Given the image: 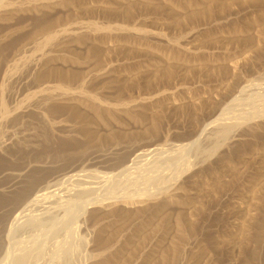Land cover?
I'll use <instances>...</instances> for the list:
<instances>
[{"label":"rangeland","instance_id":"1","mask_svg":"<svg viewBox=\"0 0 264 264\" xmlns=\"http://www.w3.org/2000/svg\"><path fill=\"white\" fill-rule=\"evenodd\" d=\"M9 1L0 20V83L9 74L0 93L9 114L0 116V226L41 186L45 198L24 218L65 207L70 198L113 191L159 187L162 193L150 192L145 202L173 191L180 198L145 213L134 211L138 198L126 205L92 203L70 233L68 227L54 231L55 221L38 228L42 234L4 232L0 264L38 237L45 246L36 264L52 255L54 264L65 258L69 264H99V240L109 237L120 246L112 264L124 258L153 264L174 242L180 254L162 264H264V115L237 123L264 106V0ZM47 33L56 34L54 43L43 41ZM247 84L251 89L242 94ZM42 87L44 92L33 94ZM59 87L72 93L83 88L105 106L123 103L132 115L119 109L115 119L98 120L86 101L48 96ZM235 96L240 101L231 112L207 127L185 156L178 145L197 136L205 120L221 114ZM228 124L234 126L228 137L218 135ZM145 169L151 181L142 177ZM167 189L172 191L163 195ZM162 216L164 223L155 227ZM140 237L146 238L141 246ZM143 252L151 254L147 262Z\"/></svg>","mask_w":264,"mask_h":264},{"label":"bare ground","instance_id":"2","mask_svg":"<svg viewBox=\"0 0 264 264\" xmlns=\"http://www.w3.org/2000/svg\"><path fill=\"white\" fill-rule=\"evenodd\" d=\"M10 4V1L9 0H0V20L1 19H3L4 17H3V12L5 11V9H7V7H8V5ZM115 8H113V7H107V9H106V11H113ZM50 26V24L49 25H47L46 27H49ZM95 29L96 30H98V27H95ZM0 40H1V35H0ZM56 40V34H52V33H47L46 34V36L44 37V39H43V41L45 42V43H54V41ZM40 43H43V42H40ZM36 49L37 50H42V48H41V45L40 44H36ZM42 52V51H41ZM44 54V53H43ZM18 56V52L17 53H15V55L13 56V57H17ZM168 68H170L171 70L173 69L172 67H168ZM170 69H168V71H170ZM167 70V69H166ZM170 73V72H169ZM5 74V76L7 75V73H4ZM166 75H167V73H166ZM4 76V77H5ZM7 76H9V74L7 75ZM11 76V75H10ZM3 77V76H2ZM4 77L1 79L2 81H1V83H0V93L2 92V89H3V82L4 81H6V78H5V80H4ZM12 77V76H11ZM11 79V78H10ZM10 79H9V81H10ZM250 84H252V83H250ZM250 84L248 85H246V86H244L243 87V85H242V89L240 90V92L242 93V94H245L244 93V90L245 89H247V88H249L250 87ZM256 85V84H255ZM252 86V85H251ZM256 87V86H255ZM257 87H259V86H257ZM256 87V88H257ZM261 88V87H260ZM46 89V87H42V88H40L39 90H35L34 92H33V94L35 93H37V95H40L42 92H44V90ZM249 89H251V88H249ZM254 89V88H253ZM259 89V88H258ZM263 88H261V90H262ZM59 90H60V92H57L56 94H53V93H48L49 95V97L50 98H55V97H58V98H61V99H63V100H65V101H67V102H71V101H75V102H78V101H82V102H88L89 103V105H90V107L93 109V111H94V113H95V116H96V118L98 119V120H102V119H107V118H109V117H111V118H113V119H115V117H116V113H117V110H119V109H125V112L126 113H128V114H130V116L132 115V113H131V111L129 110V109H127L126 107H120L121 105L122 106H124L125 104H123V103H121L120 104V106H117V105H113V106H111V105H103V104H101L100 102H98L96 99H95V97L92 95V94H89L90 92H88V91H86V90H84L83 88L80 90V91H78L77 93H72V91L70 90V88H68V89H63V88H61V87H59ZM256 90V89H255ZM264 90V89H263ZM246 91V90H245ZM251 92V91H250ZM258 92H261V91H257V93H255L256 94V96L258 95ZM2 94V93H1ZM34 94V95H35ZM259 94H261V93H259ZM263 94V93H262ZM239 95H241V94H239ZM253 95V94H252ZM239 96H235L234 97V99L232 100V101H230V102H228V104L222 109V112H221V114H218V116H216L215 118H213V119H211V120H209L208 121V119H207V121L208 122H206V120H205V124L204 125H202L203 127H201V129H200V132L198 133V135L197 136H195V137H193L191 140H189L187 143H183V144H180V145H178L179 146V149H181L182 150V152L183 151H185V152H183V153H185L184 155L186 156L187 154L186 153H189V151L194 147V145L196 144V142H198V139H199V137H200V134H202V132H204L205 131V129H207V127H209L211 124H213V123H215V122H217V121H221V120H223L224 118H223V115L225 114V112L229 109V108H231L232 106H234V105H236V104H234V103H237V102H239V101H237V98H238ZM249 97V96H248ZM259 97H260V99H262L261 98V96L259 95ZM232 99V98H231ZM248 99V98H247ZM251 99V98H250ZM245 100V99H244ZM263 100H264V98H263ZM235 101H237V102H235ZM241 101H243V99L241 100ZM246 101V100H245ZM248 101H250V100H248ZM252 101H250V103H251ZM258 105V104H257ZM260 105V104H259ZM55 107V109H58V108H60L61 106H59V105H55L54 106ZM260 108V107H259ZM262 108V107H261ZM236 109V108H235ZM249 108H247V110H248ZM230 110V109H229ZM234 110V109H233ZM249 110H251V109H249ZM253 110V109H252ZM230 112H231V110H230ZM229 112V113H230ZM251 112V111H250ZM252 112H254V113H252ZM251 112V114L252 115H248V113H247V115L248 116H244V115H242L243 117H241V115L240 114H242V113H240L239 115H240V117L241 118H238V119H241V120H243V121H241V122H237V123H245L244 122V120H250L251 119V121H252V119L253 118H259L260 116H262V115H264V106H263V108L262 109H260V110H254V111H252ZM222 113H224L223 115H222ZM234 113V112H233ZM236 114V113H235ZM243 114H245L244 112H243ZM7 115H9L8 114V110L6 109V106H5V104L3 103V102H1V104H0V116H1V118H5ZM229 116V114H226V116ZM238 115V116H239ZM225 116V115H224ZM227 116V117H228ZM232 116V115H231ZM257 116V117H256ZM223 118V119H220V118ZM227 117L225 118V119H227ZM209 118V117H208ZM210 119V118H209ZM238 119H237V121H238ZM231 120V118H229V120L228 121H230ZM240 121V120H239ZM224 122V121H223ZM248 122V121H247ZM155 125V124H154ZM153 125V126H154ZM257 125V124H256ZM233 124H228V125H225V126H223L221 129H219L218 131H217V134L218 135H220V136H222V137H224V136H227L228 135V133L231 131V129H233ZM156 127L154 126V127H152L151 126V130L152 131H154V129H155ZM255 128H257V126L255 127ZM157 129V128H156ZM199 129V128H198ZM206 132V131H205ZM215 132V131H214ZM213 132V133H214ZM204 134V133H203ZM218 135H216V136H218ZM191 136V135H190ZM115 137V136H114ZM228 137V136H227ZM226 138V137H225ZM223 139V138H222ZM200 141V140H199ZM198 144V143H197ZM197 144H196V146H197ZM180 151V150H179ZM179 153V152H178ZM183 153H182V155H183ZM138 156V154H136L135 156H134V158H136ZM192 157V156H191ZM134 158L132 159V160H134ZM164 161V160H163ZM169 161V160H168ZM133 162V161H132ZM181 162V161H180ZM167 163V162H166ZM165 163V164H166ZM171 163V162H170ZM124 164H126V163H124ZM167 165V164H166ZM125 166V165H124ZM132 166V165H131ZM141 166V165H140ZM162 166H163V164H162ZM172 166V165H171ZM158 167V166H157ZM165 167V166H164ZM180 167V166H179ZM72 168H74V167H72ZM121 168V167H120ZM122 168H123V166H122ZM127 167L125 166L124 167V169H122V171H124L125 169H126ZM159 168V167H158ZM142 169V168H141ZM157 169V168H156ZM164 169V168H163ZM167 169H169V168H167L166 167V170ZM183 169V168H182ZM73 170V169H72ZM119 170V169H118ZM165 170V169H164ZM165 170V171H166ZM185 170H187V169H185ZM121 171V172H122ZM145 171H146V173L145 174H143V176L142 177H144L145 178V176H146V178H145V180L146 179H149V180H147V181H151V179L150 178H148L149 177V175L150 174H147L148 172L147 171H149V170H146L145 169ZM157 171V170H156ZM70 172V171H69ZM118 172V171H117ZM152 172V171H151ZM160 172V171H159ZM129 173V172H128ZM154 173H156V172H154ZM182 173V172H181ZM180 173V174H181ZM183 173H184V171H183ZM182 173V174H183ZM118 174V173H117ZM121 174V173H120ZM145 175V176H144ZM155 175V174H154ZM74 176V175H73ZM151 176V175H150ZM175 176V175H174ZM65 177V176H64ZM70 177V176H69ZM130 177V176H129ZM128 177V178H129ZM131 177H133V176H131ZM137 177V176H136ZM140 177V176H139ZM141 177V178H142ZM173 177V176H172ZM178 177V176H177ZM176 177V178H177ZM154 178H155V176H154ZM171 178V177H170ZM175 178V177H174ZM135 179V178H134ZM137 179V178H136ZM144 180V179H143ZM154 180V179H153ZM175 180V179H174ZM117 181V180H116ZM137 181V180H136ZM156 181V180H155ZM154 181V182H155ZM176 181V180H175ZM178 181V180H177ZM114 182V181H113ZM135 182V181H134ZM153 182V181H152ZM154 182H153V184L152 185H155L154 184ZM179 182V181H178ZM177 182V183H178ZM47 183V182H46ZM50 183V182H49ZM48 183V184H49ZM140 183V182H139ZM157 183V182H156ZM173 183V182H172ZM175 183L176 182H174V185H175ZM53 184V183H52ZM77 184V183H76ZM138 184V183H137ZM145 184V183H144ZM160 184V183H159ZM158 184V185H159ZM75 185V184H74ZM73 185V186H74ZM116 185V184H115ZM120 185V184H119ZM149 185V184H148ZM151 185V184H150ZM157 185V184H156ZM173 185V184H172ZM10 186V185H9ZM48 186V185H47ZM50 186V185H49ZM72 186V187H73ZM87 186V185H86ZM89 186V185H88ZM112 186H113V184H112ZM42 187H44V186H41V188H39V187H37V188H35V190H33V192H31L30 194H28V195H26V196H24V199L20 202V203H18L17 205H16V208L14 209V211L11 213V215H9L10 217H8L7 216V221H5L4 220V222H2L1 224H2V226H0V234L1 235H3L2 233H4V232H6L5 234H7V233H9L10 231H12V230H19V231H23V233H25V235L26 236H29V235H27L26 234V231L25 230H27V231H32V233H33V230L35 231V233H36V231H37V229L38 228H40V227H44V226H49V224L51 223V222H53V221H55V224H57L56 226H55V224H54V228H53V230L57 227V226H59V228H63V227H68L69 228V230H68V232L70 233V231L72 232L74 229H76V228H78V227H80V226H78V221L81 219V217H82V214H85V210L87 209V207H90V206H88V205H90V204H92V203H100L101 205L100 206H102L103 205V207H105L106 205H108V203H109V205H110V203H113V202H121V204H124V205H126V204H128L129 202H131L132 200H136V198H138L139 199V201H140V206H138L137 208H135L134 209V211H136L137 213H145L147 210H148V212H150L151 210H159L166 202H167V200L170 198V199H177V200H179V198H180V196H178V194H180L179 192H175V191H173V193H171V195L170 196H163V195H165L166 193H167V191L168 190H171V189H167L166 190V192L164 193L163 192V197L161 198H159V197H157V199H155V200H157V201H152V202H145V201H147L146 200V197H148L149 196V194H150V192H158L159 190V192H161L162 193V188H159V187H155L154 189H150L151 187H146V188H142V189H140V190H135L134 192H132V193H126L125 191V193L123 192L122 194H118V193H116V192H112V193H109V194H105V195H98V196H93V197H91V196H88V198H85L84 200L82 199L81 200V198L79 199L78 197H79V195L81 194V193H84V194H82V195H80L81 197L83 196L84 197V195L86 194L85 192H82L81 191V193H77V195L78 196H76L78 199H75L74 200V198H72V200H66V206L65 207H61L60 206V209H58L56 206V208L58 209V210H53V211H51V212H49L50 211V209L51 208H49L48 206V208L47 209H44V210H46V211H44V212H42V213H38V214H33V216H31V218H24V216H26V213L28 212V211H30V209L32 208V206L33 205H36L37 206V201H39V198H41V196H42V198H45V197H43V195H44V192H43V195L41 194V193H39L40 191H41V189H42ZM77 187V186H76ZM79 187V186H78ZM81 187H82V185H81ZM120 187V186H119ZM132 187V186H131ZM138 187V186H137ZM161 187V186H160ZM175 187V189H176V185L174 186ZM46 188V187H45ZM92 188V187H91ZM95 188V187H94ZM136 188V187H135ZM134 188V189H135ZM72 189V188H71ZM77 189V188H76ZM82 190H83V188H81ZM90 189V188H89ZM105 189H110V187L109 188H105ZM112 189V188H111ZM115 189V188H114ZM113 189V190H114ZM166 189V188H165ZM164 189V190H165ZM31 190V191H32ZM78 190V189H77ZM76 190V191H77ZM116 190V189H115ZM123 190V189H122ZM47 191V190H46ZM67 191H68V189H67ZM71 191V190H70ZM68 192V193H71V192ZM84 191V190H83ZM91 191V190H90ZM110 191V190H109ZM112 191V190H111ZM121 191V190H120ZM172 191V190H171ZM75 192V191H74ZM80 192V191H79ZM94 192V191H93ZM96 192V191H95ZM106 192V191H105ZM129 192V191H128ZM158 192V193H159ZM170 192V191H169ZM67 193V192H66ZM68 193H67V195H68ZM41 194V195H40ZM55 194V193H54ZM54 194H53V197H54ZM91 194V193H90ZM63 195V194H62ZM61 195V196H62ZM73 195V194H72ZM71 195V196H72ZM75 195V194H74ZM159 195V194H158ZM50 196V195H49ZM52 196V195H51ZM50 196V197H51ZM154 196H155V194H154ZM160 196V195H159ZM187 196V195H186ZM55 197H56V195H55ZM66 197V196H65ZM73 197V196H72ZM75 197V196H74ZM75 197V198H76ZM82 197V198H83ZM87 197V196H86ZM151 197H152V195H151ZM58 198V197H57ZM68 198V197H67ZM66 199V198H65ZM149 199V198H148ZM160 199V200H159ZM57 201V200H56ZM39 202H41V200L39 201ZM36 203V204H35ZM139 203V202H138ZM41 204V203H40ZM40 204H38V205H40ZM130 204V203H129ZM43 205V204H42ZM41 205V206H42ZM61 205V204H60ZM63 205V204H62ZM65 205V204H64ZM99 205V204H98ZM113 205V204H112ZM57 206H58V204H57ZM38 207V206H37ZM43 207V206H42ZM41 207V208H42ZM103 207H101V208H103ZM108 207V206H107ZM35 208V207H34ZM40 208V209H41ZM69 208V209H68ZM109 208V207H108ZM53 209V208H52ZM51 209V210H52ZM98 210H100V209H98ZM2 211V210H1ZM127 211H131V210H127ZM31 212V211H30ZM29 212V213H30ZM34 212V211H33ZM92 212L93 213H95V215H96V213H98L99 211H96L95 212V210H92ZM102 212L103 213H106V212H117V210L116 209H106V208H104V210H102ZM1 213V212H0ZM3 213V212H2ZM35 213V212H34ZM92 213V214H93ZM59 214H61L62 216L60 217V218H58V216H60ZM9 218V219H8ZM22 218H24L23 220H22ZM3 221V220H2ZM81 221V220H80ZM79 221V222H80ZM54 223V222H53ZM53 223L52 224H50L51 225V227H52V225H53ZM78 223V224H77ZM164 223V218H163V216L161 217V219H160V221H159V223L155 226V227H160V226H162V224ZM80 225H81V223H80ZM78 226V227H77ZM50 227V226H49ZM48 228V227H47ZM46 228V229H47ZM65 228H63V229H65ZM52 229V228H51ZM50 229V230H51ZM58 229V228H57ZM67 229V228H66ZM25 231V232H24ZM47 231L49 232V229H47ZM54 231H56V230H54ZM62 231V230H61ZM38 232H40V230H38L37 231V233ZM57 232V231H56ZM11 233V232H10ZM17 233H19L18 231L16 232V234ZM21 233V232H20ZM33 234L34 236L37 234ZM41 234H42V232H40ZM60 233V232H59ZM64 233H65V230H64ZM66 233H67V231H66ZM13 234H15V233H13ZM28 234H29V232H28ZM31 234V233H30ZM40 234V235H41ZM97 234V233H96ZM7 235H9V234H7ZM6 235V236H7ZM20 235V234H19ZM39 235V236H40ZM56 235H57V233H56ZM71 235V234H70ZM70 235H67V236H70ZM75 235V234H74ZM5 236V237H6ZM12 236H14V235H12ZM12 236H10V237H12ZM15 236H17V235H15ZM22 236V235H21ZM21 236H20V238H21ZM23 236H24V234H23ZM37 236V235H36ZM34 237V238H37V237ZM42 236V235H41ZM49 236H50V234H49ZM52 236V235H51ZM55 236V235H54ZM58 236V235H57ZM67 236H66V234H65V239H67ZM79 236V235H78ZM43 237V236H42ZM41 237V238H42ZM46 237V236H45ZM53 237V236H52ZM64 237V236H63ZM71 237V236H70ZM181 237H182V234H180V236L178 237L179 239H181ZM39 238V237H38ZM37 238V239H38ZM48 238V237H47ZM51 238V237H50ZM50 238H48V239H50ZM69 238V237H68ZM5 239V238H4ZM8 239V238H7ZM11 239H13V238H11ZM15 239V238H14ZM18 239H19V236H18ZM23 238H21V240H22ZM24 239H25V236H24ZM29 239V238H28ZM36 239V240H37ZM40 239V238H39ZM45 239V238H44ZM43 239V240H44ZM80 239V238H79ZM145 237H140V238H138V243H137V245H139V246H141L142 244H144L145 243ZM20 240V239H19ZM18 240V241H19ZM36 240H34V242H32V243H29V246L26 248V247H24V246H26L27 244H25L24 246H23V251H21V254H19L18 252L20 251H18L17 249L18 248H15L14 247V245H13V249H16L18 252H17V254H19L18 256H17V254H13L15 257H12L13 259L12 260H9V258L7 259V260H9V263L7 262V264H36V257H38V253L39 252H41L40 250H43V246H45L44 244H43V242H36ZM41 240V239H40ZM61 240H63L64 241V239H61ZM124 240H126V239H124ZM124 240H122V241H124ZM9 241V240H8ZM13 241V240H12ZM18 241H16V243L18 242ZM25 241H27V240H25ZM57 241V240H56ZM67 241V240H66ZM66 241L65 242H63V243H65L66 244ZM121 241V242H122ZM5 242V241H4ZM22 242V241H21ZM30 242V241H29ZM57 242H59V241H57ZM57 242H56V244H57ZM61 242V241H60ZM59 242V243H60ZM71 242V241H70ZM99 242H100V245H98V252H97V257H99L97 260H98V263L99 264H112L113 262V260L114 259H119V258H115V255L119 252L118 251V247H120V246H118V242H117V240L115 239V237H113V238H111V237H109V238H107L106 240H104V241H101V240H99ZM120 242V243H121ZM9 243V242H8ZM14 243V242H13ZM24 243V242H23ZM50 243V242H49ZM52 243V242H51ZM76 243V242H75ZM125 243V242H124ZM127 243V242H126ZM62 244V243H61ZM60 244V245H61ZM64 244V245H65ZM19 245V244H18ZM21 245V244H20ZM19 245V246H20ZM59 245V244H58ZM58 245H56L57 247H58ZM70 245V244H69ZM121 245V244H120ZM136 245V246H137ZM18 246V247H19ZM55 245H54V248L56 247ZM62 246V245H61ZM67 246H68V244H67ZM123 246V245H122ZM9 247V246H8ZM17 247V246H16ZM22 247V246H21ZM20 247V248H21ZM128 247V246H127ZM138 247V246H137ZM3 248V247H2ZM6 248V247H5ZM19 248V249H20ZM46 248V247H45ZM59 248V247H58ZM73 248V247H72ZM125 248H126V246H125ZM160 248V247H159ZM9 249H11V248H9ZM8 249V250H9ZM49 249V248H48ZM53 249V248H52ZM136 249V248H135ZM135 249H134V251H135ZM140 249V248H139ZM165 249V250H164ZM163 250L165 251L164 253L162 252L161 253V257L158 259V261H155L153 264H162V260L164 261V263H166L167 262V260H168V258L170 257V255H172L173 257L174 256H177V255H179L180 254V249L178 248V246H177V244H176V242H174V243H169V245L166 247V248H164ZM7 250V251H8ZM16 250H14V251H12V252H15ZM111 250H114V251H111ZM126 250V249H125ZM7 251H5V252H7ZM53 251V250H52ZM56 251H58L57 249H56ZM104 251H107L108 253H104ZM118 251V252H117ZM9 252H11L10 250H9ZM64 252V251H63ZM71 253V252H70ZM132 253V252H131ZM58 254V253H57ZM65 254V253H64ZM6 255V253L4 254V256ZM7 255H8V252H7ZM37 255V256H36ZM46 255V254H45ZM96 255H94V256H96ZM143 257H145L146 259H142V260H145L146 262H147V260L148 259H150V255L151 254H149V252H143ZM58 256V255H57ZM7 257V256H6ZM40 257V256H39ZM47 257V256H46ZM54 256L52 255V256H49V258H45L43 261L44 262H42V263H46V264H54ZM10 259H11V254H10ZM62 259V258H61ZM60 259V260H61ZM1 260V259H0ZM127 260V258H124V259H121L120 260V262L118 263V264H128V260ZM58 261H59V259H58ZM58 261H56V262H58ZM118 261V260H117ZM3 262V261H2ZM1 262V263H2ZM5 262V263H6ZM143 262V261H142ZM42 263H40V264H42ZM58 264H69L68 263V260L65 258V259H63V260H61ZM143 264V263H142ZM152 264V263H151Z\"/></svg>","mask_w":264,"mask_h":264}]
</instances>
